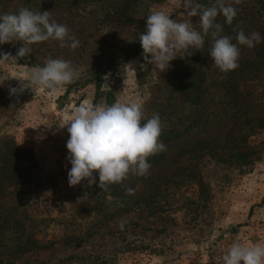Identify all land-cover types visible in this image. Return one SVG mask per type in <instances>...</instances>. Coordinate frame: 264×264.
Listing matches in <instances>:
<instances>
[{"label": "rangeland", "instance_id": "1", "mask_svg": "<svg viewBox=\"0 0 264 264\" xmlns=\"http://www.w3.org/2000/svg\"><path fill=\"white\" fill-rule=\"evenodd\" d=\"M125 2L127 15L132 8L136 13L130 22H118L113 11ZM226 2L233 4L237 15L232 25L222 14L217 16L221 35L236 43L233 28L239 25L246 35L256 31L264 37V21L254 0ZM22 7L50 11L51 18L79 40L75 50L52 39L28 45L27 60L39 66L49 57L70 61L79 78L56 93L26 89L10 95V89L20 84L12 76L24 77L34 66L0 60V168L10 145L29 148L36 163V174L30 177L23 171L3 204L14 213L27 209L38 222L30 230L39 241V247L18 253L13 235H5L0 264L10 260L9 264H212L216 248L227 252L234 242H243L246 227L255 218L253 207L264 202V41L253 48L239 45V66L227 73L214 65L210 49L198 55L179 52L184 57L177 56L160 72L144 59L143 50L128 62L119 60L153 11H165L178 22L188 19L174 0H0V14ZM190 20L202 32L199 17ZM210 40L209 34L205 43ZM109 63L118 64L102 75L99 88L86 81ZM118 99L142 105V124L158 113L159 139L166 145L168 162L175 165L178 159L189 170L180 185L175 184L182 174L158 178L165 190L156 203L148 204L155 209L144 205L123 209L115 198L108 204L95 171L96 183L89 185L85 179L69 186L70 134L61 124L86 101L112 105ZM172 134L177 137L165 138ZM194 143L189 153L182 150ZM19 158L26 162L28 154ZM133 180L129 175L122 183ZM137 182L149 190L143 180ZM117 206L118 213L111 218L96 217L99 210L110 212ZM259 235L252 233V238L260 240Z\"/></svg>", "mask_w": 264, "mask_h": 264}, {"label": "clouds", "instance_id": "2", "mask_svg": "<svg viewBox=\"0 0 264 264\" xmlns=\"http://www.w3.org/2000/svg\"><path fill=\"white\" fill-rule=\"evenodd\" d=\"M174 2L182 5L188 19L178 22L165 11H153L147 16L146 32L139 37L144 59L160 72L166 71L171 66L170 61L177 56L184 57L177 53L191 55V49H202L205 37L209 34L212 39L209 54L214 65L223 73L239 66V45L253 48L264 41L259 32L253 31L246 35L239 25L233 28L236 43L232 42V37L221 35L223 26L216 22L217 16L222 14L226 23L232 25L237 15V9L226 0H215L211 6L201 4L198 0ZM242 2L234 0L235 4ZM194 16L199 17L202 32L193 27L190 18ZM49 39L57 40L61 47H70L72 50L79 46V40L70 34L66 25L52 19L50 11L34 12L22 7L15 13L0 14V44L13 41L23 44L15 56L3 53L0 54V60L26 57L31 53L28 45ZM12 77L17 78L20 84L10 89V95L22 93L26 89L56 93L77 80L79 70L70 61L49 57L44 66L31 67L26 76ZM143 119L142 105L131 99H118L112 105L86 101L76 107L71 118L60 126H67L70 134L66 142V159L71 164L68 171L69 186H76L85 179L89 185L96 183L94 171L98 172V186L102 190H107L112 184H121L129 175H147L151 168L148 158L166 151V145L159 139L162 134L159 114L153 113L142 124ZM125 191L129 195L134 194L131 187H126ZM124 225L125 221H119L121 230ZM221 261L222 264H264V243L234 242Z\"/></svg>", "mask_w": 264, "mask_h": 264}, {"label": "trees", "instance_id": "3", "mask_svg": "<svg viewBox=\"0 0 264 264\" xmlns=\"http://www.w3.org/2000/svg\"><path fill=\"white\" fill-rule=\"evenodd\" d=\"M214 0H198L199 3L206 4L207 2H213ZM257 5L258 10L261 13V16L264 21V0H254ZM129 8L127 4H125L120 8L113 11V14H117V21L118 22H130L132 20V16L136 13L134 8L131 10V14L128 16ZM147 20V19H146ZM146 20L144 24V30L142 33L146 32ZM140 37V36H139ZM139 37L134 42L128 50L123 52L122 56L120 57L119 63H125L131 60L133 57L137 56L141 51L142 47L139 41ZM212 46V39L204 44V47L200 50L191 49L192 55H198L200 52H206ZM19 42L13 41L11 43H4L0 44V54L3 53H10L12 56H15L18 49H19ZM12 59V58H9ZM20 64H28L29 66H37L39 64L32 62L31 60H27L26 57L17 58L16 59ZM118 63L107 64L104 68H101L97 74H94L90 78H87L86 81L94 83L96 88H99L100 79L102 75L106 74L111 68L115 67ZM177 135L172 134L166 136V139H173L176 138ZM199 143H207V141L201 140ZM196 143L191 146L185 147L182 150L184 152H190L191 147H193ZM237 144V143H236ZM7 146V145H6ZM22 153L28 154V158L26 162L23 159H20L19 156ZM180 154L179 152L177 155ZM2 165L0 168V247L4 248L0 250V256L3 254L4 250L6 249L4 244L2 243L4 236L7 234H12L13 240L15 241V251L18 253H23L24 251L30 250L33 246L39 247V241L32 236V231L30 228L32 224H38V222L31 218L30 213H28L27 209H22L18 213H14L10 206L3 204L7 199H10L13 191L11 187L16 183L15 179L18 178L22 174L23 171L32 177L36 174V163L33 159L32 151L29 148L23 149L18 148L17 146L10 145L5 147V150L2 154ZM148 162L151 164V168L149 171L152 173H156L155 176H150L148 173L145 176H136L133 175V181L128 182L127 184H112L109 186L107 190H104L102 194L104 195V201L109 200L112 198L120 199L118 205L124 204L123 209H132L133 207H151L150 203H156L155 200H158V196L163 193L164 189H160L163 184L158 180L161 177V180H165L172 173L175 174H182L184 176H180V180L177 181L175 185L183 184L180 181H184L185 177H189V170H184V164L179 163V160H176L175 165H171L170 161L168 162L165 151L150 156L148 158ZM162 166V167H161ZM160 168V169H159ZM162 168V169H161ZM192 172V171H191ZM138 180H143L147 186H149V190L145 191L144 184L139 186L140 184L137 182ZM186 185L189 184L186 182ZM131 187L134 189L135 195H127L125 188ZM145 191V192H144ZM144 192V193H143ZM106 196V197H105ZM120 207V206H119ZM119 207L113 208L112 211H105L99 210V215L96 216L97 218H101L100 220H105L106 218H111L113 215L118 213ZM152 209H155L156 206H152ZM148 209V208H147ZM152 212V211H151ZM101 213V214H100ZM29 221V224H28ZM39 221V220H38ZM7 246V245H6ZM7 248H9L7 246ZM12 260L6 262L7 264L11 263ZM5 263V264H6Z\"/></svg>", "mask_w": 264, "mask_h": 264}, {"label": "crops", "instance_id": "4", "mask_svg": "<svg viewBox=\"0 0 264 264\" xmlns=\"http://www.w3.org/2000/svg\"><path fill=\"white\" fill-rule=\"evenodd\" d=\"M253 209L255 211V218L251 221V224L246 227L247 232H244L245 236L243 242L247 244L264 243V202L259 206H254ZM260 219H262L263 222L260 223ZM252 233H257L258 235L262 233L263 235H259L261 236L260 240H254V237L252 238ZM241 264H243V262H241Z\"/></svg>", "mask_w": 264, "mask_h": 264}, {"label": "built area", "instance_id": "5", "mask_svg": "<svg viewBox=\"0 0 264 264\" xmlns=\"http://www.w3.org/2000/svg\"><path fill=\"white\" fill-rule=\"evenodd\" d=\"M226 253V251L221 248H216L211 256L212 264H222L221 257Z\"/></svg>", "mask_w": 264, "mask_h": 264}]
</instances>
